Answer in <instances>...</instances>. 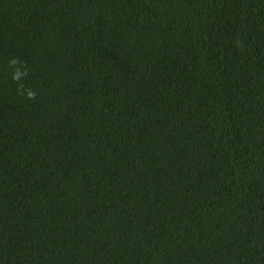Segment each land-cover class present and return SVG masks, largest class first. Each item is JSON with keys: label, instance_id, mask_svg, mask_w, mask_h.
<instances>
[{"label": "trees", "instance_id": "16d2710c", "mask_svg": "<svg viewBox=\"0 0 264 264\" xmlns=\"http://www.w3.org/2000/svg\"><path fill=\"white\" fill-rule=\"evenodd\" d=\"M0 264H264V0H0Z\"/></svg>", "mask_w": 264, "mask_h": 264}]
</instances>
